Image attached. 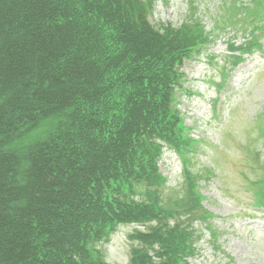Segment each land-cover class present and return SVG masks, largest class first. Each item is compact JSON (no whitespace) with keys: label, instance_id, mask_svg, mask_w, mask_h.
I'll return each instance as SVG.
<instances>
[{"label":"trees","instance_id":"obj_1","mask_svg":"<svg viewBox=\"0 0 264 264\" xmlns=\"http://www.w3.org/2000/svg\"><path fill=\"white\" fill-rule=\"evenodd\" d=\"M155 1L0 0V264H108L100 246L129 224L146 229L130 237L129 264L197 252L179 205L162 203L158 162L164 148L178 157L199 210L201 142L178 101L185 62L212 40L195 14L153 23Z\"/></svg>","mask_w":264,"mask_h":264},{"label":"rangeland","instance_id":"obj_2","mask_svg":"<svg viewBox=\"0 0 264 264\" xmlns=\"http://www.w3.org/2000/svg\"><path fill=\"white\" fill-rule=\"evenodd\" d=\"M192 14L212 44L201 57L185 62L190 92L181 94L178 104L192 139L201 142L190 169L202 202L199 210L188 206L180 160L164 148L158 162L167 179L162 203L179 205L176 221L189 224L198 239L188 264H264V210L253 204L264 205V0H158L151 21L177 27ZM249 45L247 53L243 49ZM234 58L240 63L235 69ZM220 83L225 84L218 91ZM204 214L211 217L214 237ZM137 231L146 229L118 226L100 246L104 261L129 264L136 246L130 237Z\"/></svg>","mask_w":264,"mask_h":264}]
</instances>
